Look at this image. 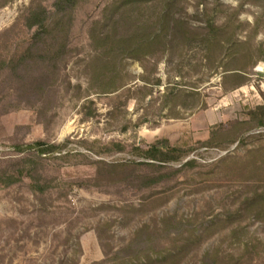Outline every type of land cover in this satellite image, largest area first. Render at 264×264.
Returning <instances> with one entry per match:
<instances>
[{"label": "rangeland", "instance_id": "obj_1", "mask_svg": "<svg viewBox=\"0 0 264 264\" xmlns=\"http://www.w3.org/2000/svg\"><path fill=\"white\" fill-rule=\"evenodd\" d=\"M206 259L264 264V0H0V264Z\"/></svg>", "mask_w": 264, "mask_h": 264}, {"label": "trees", "instance_id": "obj_2", "mask_svg": "<svg viewBox=\"0 0 264 264\" xmlns=\"http://www.w3.org/2000/svg\"><path fill=\"white\" fill-rule=\"evenodd\" d=\"M55 8L58 12L62 11L60 3L58 1L55 2ZM40 13L39 12L36 13L35 11H33L28 18V26L31 28L34 26H38L39 30H37V32L34 34L27 51L34 50V48L37 46L38 42L40 41L42 34L44 33L46 20L48 19V12L45 8H42ZM41 15L42 18L39 20V17ZM166 146H168V144H166ZM202 264H215V263L213 261L206 259Z\"/></svg>", "mask_w": 264, "mask_h": 264}]
</instances>
